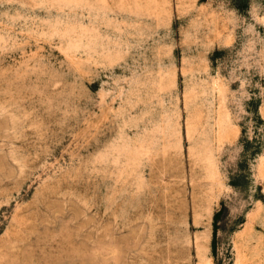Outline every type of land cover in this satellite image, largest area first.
Masks as SVG:
<instances>
[{"label": "rangeland", "instance_id": "374dc122", "mask_svg": "<svg viewBox=\"0 0 264 264\" xmlns=\"http://www.w3.org/2000/svg\"><path fill=\"white\" fill-rule=\"evenodd\" d=\"M264 0H0V264H264Z\"/></svg>", "mask_w": 264, "mask_h": 264}, {"label": "clouds", "instance_id": "9594fccd", "mask_svg": "<svg viewBox=\"0 0 264 264\" xmlns=\"http://www.w3.org/2000/svg\"><path fill=\"white\" fill-rule=\"evenodd\" d=\"M262 23H264V21H261Z\"/></svg>", "mask_w": 264, "mask_h": 264}]
</instances>
